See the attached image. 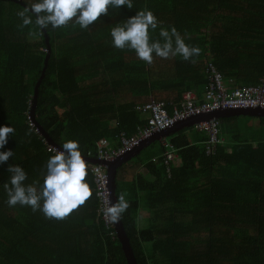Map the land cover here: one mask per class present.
Segmentation results:
<instances>
[{"label":"trees","instance_id":"16d2710c","mask_svg":"<svg viewBox=\"0 0 264 264\" xmlns=\"http://www.w3.org/2000/svg\"><path fill=\"white\" fill-rule=\"evenodd\" d=\"M22 8L0 0V125L15 129L4 146L14 155L0 164V264H127L117 235L109 236L98 220L88 172L92 195L56 220L7 205L2 187L7 166L21 165L29 183L42 179L43 165L53 154L46 151L41 131L58 147L66 139L78 140L82 156L94 160L100 139L115 141V148L118 132L130 136L147 123L148 114L138 111L135 98L175 89L177 99H164L170 113L169 104H178L183 93L206 86L207 62L228 87L260 84L264 0H133L131 9L110 8L86 30L71 21L57 29L22 27L16 15ZM145 8L158 20L151 38L160 39V28L175 27L185 43L200 48L199 55L189 61L154 56L148 64L132 50L116 51L111 27ZM232 118H220V124ZM246 119L237 126L226 124L228 138L219 133L223 142L213 154L206 153L205 132L189 128L196 132L182 136L181 163L171 165L169 176L160 155L146 166L151 178L135 177L124 185L116 179V198L124 193L129 202L120 221L137 264H264V117H258L254 132ZM112 120L116 126L108 134ZM142 209L149 213V224L141 228Z\"/></svg>","mask_w":264,"mask_h":264},{"label":"clouds","instance_id":"9594fccd","mask_svg":"<svg viewBox=\"0 0 264 264\" xmlns=\"http://www.w3.org/2000/svg\"><path fill=\"white\" fill-rule=\"evenodd\" d=\"M121 6L131 9L133 0H35L16 15L22 27L34 25L40 30L49 27L57 29L71 21L78 24L81 30H86L98 17L107 14L110 8L117 10ZM157 26V17L150 9L136 11L135 15L111 27V44L116 49L134 51L139 60L148 64L152 63L154 56L164 59L179 56L189 61L199 55L200 48L185 43L175 27L160 28V39L151 38L150 31ZM217 120L220 128V121ZM14 132L12 125H0V149H3L0 151V164L14 155L13 150L4 147L9 135L12 136ZM54 152L43 165L42 179L30 183L27 182L28 173L21 165L7 166L8 179L2 187L9 207H28L32 212L39 211L46 219L61 220L88 200L92 189L85 179L88 173L79 141L66 139ZM86 160L90 162L88 158ZM128 207L129 202L121 193L115 202L108 199L105 215L110 222L116 223Z\"/></svg>","mask_w":264,"mask_h":264},{"label":"built area","instance_id":"2783aa9c","mask_svg":"<svg viewBox=\"0 0 264 264\" xmlns=\"http://www.w3.org/2000/svg\"><path fill=\"white\" fill-rule=\"evenodd\" d=\"M205 75L207 84L204 86L202 99L196 100V96L191 91L182 94L178 104L170 103L171 112L168 111V105L164 100L150 97L143 103H139L137 109L148 114L147 123L137 127L134 134L127 136L124 132H118L116 139L118 146L112 147L105 138L96 143L95 159L100 162L110 163L118 156L131 151L135 147L148 141L153 136L158 135L176 123L210 115L213 112L233 110V109H259L264 110V79L256 86L228 87L220 72H217L210 62L205 65ZM198 101V102H197ZM27 123L40 134L35 123L30 116H27ZM198 131H204L206 134L205 150L208 154H213L217 145L222 144L223 140L219 137L220 128L216 118L211 117L194 124ZM44 141L46 151L55 154L54 149L58 147L50 145L41 136ZM162 153V164L166 168V173L170 175L171 165L176 158V146L166 138L159 139ZM86 171L91 175L95 196L97 198V215L108 235L114 238L116 234V223L110 222L105 210L108 206V199L112 201L111 190L109 186V176L107 167L101 163H90L86 160Z\"/></svg>","mask_w":264,"mask_h":264},{"label":"crops","instance_id":"0c3cea01","mask_svg":"<svg viewBox=\"0 0 264 264\" xmlns=\"http://www.w3.org/2000/svg\"><path fill=\"white\" fill-rule=\"evenodd\" d=\"M152 32L155 33L154 30H152ZM116 51H118V49ZM98 79H99L98 82H100V78H98ZM90 82L91 81H89V83ZM100 83L102 85V82H100ZM229 87H232V86H229ZM203 90H204V88H202V87H198V88L195 87V89H193V90L191 89L190 91L195 94L196 100H199V99L201 100L202 99ZM159 97H162L163 99H167V100H175V99H177L176 90L175 89H171L170 93L168 91H166V90L165 91H160V96ZM112 98H114L116 102H118L120 100V96L114 95V96H112ZM146 98L147 97L141 96L139 98H135L134 101L139 102V103H143V102L146 101L145 100ZM120 101L118 103H120ZM233 112H236V111H229V112L224 113V115H225L224 118H227V119L228 118H232L233 117L232 116ZM246 116H249V117H246L247 119L245 118L246 122H247V127L252 128L253 132L256 131L258 129L259 121H260L258 119V117H260V116H258V115L252 116V115H248V114ZM232 119L233 120H230L227 123L225 122V123L221 124V126L225 124L224 126H222V129L220 131V132H222L224 134V137L226 136L228 138V135L225 134L226 124L236 125V126L242 124V123L238 122L239 121L238 119H234V118H232ZM260 125H263V123H261ZM115 126H116V121L112 120L110 122V124H109L110 130H109L108 134L111 132V130H113L115 128ZM189 128H191V127H187L186 128V127H183V126L179 125L178 127H173L170 130L165 131L164 133H168V134H166V136H160L158 138V141H156L157 142L156 145H153L154 143L149 145L148 147L143 149L144 151L143 150L140 151L138 154L134 155L130 160L122 163L119 167H117V170H116V173H115V181H116V179L117 180L119 179L120 184L124 185L125 183L131 182L135 177H139L140 176L142 178L143 177L151 178V175L149 174V171L146 168V166L148 165V163L150 161H154V159L158 158L161 155L162 148H161L159 139H161L163 137L167 138V140L172 141V142H174L177 145L176 146L177 147L176 158L173 161V165L174 166H179L180 163H181L180 157H179L180 150L184 148L183 147V142H182V136H185V135H188V134L191 135L192 134V130H194V128L193 129H189ZM260 133H262V131ZM108 142H109V144L112 147L116 146V142L115 141L111 142L110 140H108ZM137 219H138L139 227H141V228L142 227H147L148 224H149V213H148V211L145 210V209L140 210V213H139Z\"/></svg>","mask_w":264,"mask_h":264},{"label":"water","instance_id":"95a60500","mask_svg":"<svg viewBox=\"0 0 264 264\" xmlns=\"http://www.w3.org/2000/svg\"><path fill=\"white\" fill-rule=\"evenodd\" d=\"M13 1H15L16 3L22 5L23 7L25 6V3H23L22 0H13ZM44 35H45V39H46L47 48H49L46 34L44 33ZM49 56H50V51L48 49L47 50V54H46L45 59H44L43 67H42V70H41V75H40L39 79L37 80V82H36V84L34 86V93H33V98H32L33 104H32V108L30 110V115L34 114V109H35L36 99H37V94H38V88H39V86L41 84V81H42L44 75H45V71L47 69V63H48ZM233 111H236V112H233L232 115H238V114L239 115H247L248 114V115H252V116L258 115L260 117H264V110H259V109H241V110H233ZM226 112L227 111H223V112L222 111H218V112H213L210 115H206V116L193 117V118L187 119V120H185L183 122H178L173 127H178L179 125H181L183 127H186V128L187 127H192L197 122H200L202 120H205V119H208V118H211V117H214L216 119L223 118L225 116L224 113H226ZM173 127H171V128H173ZM170 129H168V130H170ZM168 130H166V131H168ZM40 131H41V129H40ZM164 132L153 136L151 139H149L148 141H146V142L142 143L141 145L135 147L131 151L126 152V153L118 156L116 159H114L110 163L100 162V161H97V160H90V162H92V163H101V164H103V165H105L107 167V173H108V176H109V186H110V190H111L112 202H115V200H116V194H115V173H116L117 167H119L122 163L130 160L134 155L138 154L144 148H146L149 145H151V144L155 143L156 141H158V138L160 136H166V134H168V133H164ZM41 134L45 138V140L48 142V144L54 145L53 142L51 141V139L43 131H41ZM116 232H117V239H118L119 243L121 244V247H122L124 256L126 258L127 264H137L136 260L134 258L132 249H131V247L129 245L128 238H127V236H126V234L124 232V229H123V226H122V223H121L120 219H119L118 222H116Z\"/></svg>","mask_w":264,"mask_h":264},{"label":"rangeland","instance_id":"374dc122","mask_svg":"<svg viewBox=\"0 0 264 264\" xmlns=\"http://www.w3.org/2000/svg\"><path fill=\"white\" fill-rule=\"evenodd\" d=\"M152 98H155V99H161V100H164L162 97H152ZM149 98L147 97L145 100H148ZM246 117H243V116H241V117H237L236 119H238L239 121V123H242L243 121H244V119H245ZM157 144V142H155L153 145H156ZM148 149V148H147ZM144 151V150H143Z\"/></svg>","mask_w":264,"mask_h":264}]
</instances>
